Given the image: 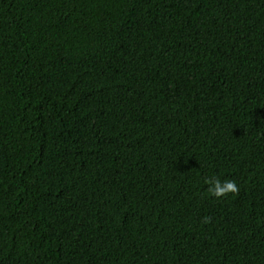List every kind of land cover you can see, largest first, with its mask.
<instances>
[{
	"label": "trees",
	"instance_id": "16d2710c",
	"mask_svg": "<svg viewBox=\"0 0 264 264\" xmlns=\"http://www.w3.org/2000/svg\"><path fill=\"white\" fill-rule=\"evenodd\" d=\"M0 264H264V0H0Z\"/></svg>",
	"mask_w": 264,
	"mask_h": 264
},
{
	"label": "clouds",
	"instance_id": "9594fccd",
	"mask_svg": "<svg viewBox=\"0 0 264 264\" xmlns=\"http://www.w3.org/2000/svg\"><path fill=\"white\" fill-rule=\"evenodd\" d=\"M206 183L209 185L211 195L217 198L227 196L229 193L235 194L239 191L237 183L231 179L221 181L218 177H210Z\"/></svg>",
	"mask_w": 264,
	"mask_h": 264
}]
</instances>
